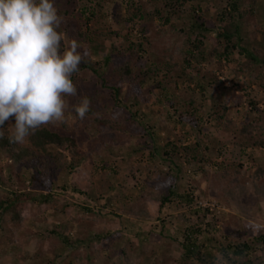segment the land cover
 <instances>
[{"label":"trees","instance_id":"16d2710c","mask_svg":"<svg viewBox=\"0 0 264 264\" xmlns=\"http://www.w3.org/2000/svg\"><path fill=\"white\" fill-rule=\"evenodd\" d=\"M80 1L78 9L86 18L85 28L75 19L65 18L68 12L62 7V0L54 3L64 22L69 20L62 23L59 31L69 33L68 36L75 34L88 53L80 71L72 76L78 94L66 99L71 106L86 96L91 101L90 111L80 120L70 107L66 122L41 127L23 145L9 142L8 123H14V118L0 129L4 133L0 137V157L4 156L9 163L6 179L0 172V231H5L3 221L9 223L10 219L16 226L23 218L33 217L34 206L43 214L52 201H57L61 205L54 213L66 216L73 210L82 211L81 216L70 219L88 234L73 238V223L66 220L54 225L43 240L39 239L40 252L30 258L29 264H99L97 260L101 264H142L141 258H130L120 235L129 232L128 228L133 230L132 224L139 226L141 221L159 222L163 230L175 223L176 234L172 237L158 233L163 247L172 243L171 250H162L161 256L148 259V264H214L216 253H222L229 264H264V229L253 223L261 215L253 212L262 213L264 206V163L251 160L247 187L240 177V159L223 157L219 148L221 160L213 162L210 141L204 146L198 142L185 145L181 141L161 144L141 112L155 96L154 102L165 101L166 113L176 116L178 122L200 128L202 115L207 111L209 122L219 126V140L228 135L239 156L249 149L264 150V119L246 120L238 125L226 119L229 101H240L237 90L264 88V0H119L112 13L121 27L117 31L104 28L100 21L104 18L108 23L102 10L113 0ZM202 5L213 7V14L204 11ZM258 16L260 23L250 35L249 20ZM154 25L157 29L151 34L148 29ZM234 55L240 58L238 72L243 83L239 87L237 73L231 81L230 99H226L222 93L226 84L211 73L200 75V67L213 60L219 65L228 64ZM180 87L181 92L189 93L184 103L169 94ZM196 93L202 97L198 104L194 99ZM205 99L208 106L203 111ZM138 126L144 129V135H130ZM120 135L139 138L144 145L145 138L149 139L155 144L156 155L167 164V172L154 165L155 154L149 157L154 165L149 167L143 161L128 162L129 155L124 153L123 165L129 174H119L115 169L117 159H112L110 165L107 158L111 159L109 152H113L114 158L120 157L113 150ZM107 138L111 143H105ZM217 142L218 139L213 144ZM208 166L216 169L215 183L207 186L209 195L233 213L225 226L214 215L213 208L195 207L196 198L201 199L204 194L199 185L197 194L192 187L178 190L184 168L192 169L191 175L200 174L201 180L209 183ZM105 170L110 173L107 176L114 177L110 186L103 175ZM16 182L24 188L22 191L12 189ZM98 182L99 186L103 182L111 193L103 192V187L98 190ZM120 190L134 195V201L128 203L123 196L114 201L110 195ZM111 202L118 205L119 213L108 208ZM255 226L258 228L254 233ZM140 232L134 233L140 237ZM175 251H179L178 259L173 256ZM256 253L260 260L253 259Z\"/></svg>","mask_w":264,"mask_h":264},{"label":"rangeland","instance_id":"374dc122","mask_svg":"<svg viewBox=\"0 0 264 264\" xmlns=\"http://www.w3.org/2000/svg\"><path fill=\"white\" fill-rule=\"evenodd\" d=\"M80 5H81L80 0H62V7L64 10L68 12L65 18L69 19L70 17L71 19H75L78 22V24L81 25V27L85 28L84 22L86 18L83 19V16L80 13V10L78 9ZM116 5H119V0H113L112 3L107 2L103 7L102 15L103 17L106 18V21H108V23H105L103 21L104 18L100 20L101 22L104 23L103 24L104 28L112 30V31L113 30L117 31L121 29V27L118 24H116L118 21V18L113 16L112 14L113 9ZM202 8L204 11L208 10L210 14H213L214 12L213 7L211 6L202 5ZM186 10H189V9H186ZM60 15L64 17L62 14ZM210 16H213V15H210ZM68 21L63 22L64 25ZM135 23H139V21L135 20ZM258 23H260V16L250 19L247 33L251 35V32H253V30L255 29ZM132 27H134V29L137 28L136 25H133ZM122 29H124V25L122 26ZM156 29H157V26L154 25V28L150 27L148 30H150L151 34H153V31H155ZM68 34L69 33H66V38L62 42V47L67 45L68 40L73 39V38L76 40L75 34L71 36H68ZM249 37L252 38L251 36ZM133 40L136 41L134 38ZM79 50L86 51L87 49H86V46L81 44V49ZM239 61H240L239 56L234 55V59L232 60V62L228 64L222 63L221 65H219L217 61L215 60L206 62L202 64L200 67V75L206 74V73H207L206 75H210L211 73L214 76H218L220 81L223 84L224 83L226 84V86H222V93L226 95V99H230V93L232 91L231 81L234 78H236L235 75L237 73H238L237 80L239 82L238 83L239 87H242L241 84L243 83V78L240 77L239 72H238L239 71L238 69ZM239 87L238 89H240ZM182 88L183 87H180L179 90L169 93L172 96H174L175 100H177V102L179 103H184L188 99L187 94L189 93L181 92ZM247 92H250L248 97L246 95ZM236 96L239 97L240 101L238 103L232 100L229 101L230 104H229V110L227 111L226 119H229L233 124H237V125L246 120L260 121L259 119H264V88L254 86L250 90H246L242 92L237 90ZM194 99L197 104L202 102V97L198 93L195 94ZM205 100L206 101L203 103L204 105L203 107H205L203 108V111L207 110V106H208V99H205ZM154 101H155V96L150 101L151 103L149 105H146L145 107L142 108L143 110L141 112L145 115L144 118H145L146 123L149 126L153 127L157 135V138L159 139L158 142L163 144V143H166L167 141H172V142L181 141L185 145H190V144H194L195 142H198L202 146H204L208 144L210 141L212 143L210 152L211 154H213L211 157V160L213 162L216 159L218 161L221 160V158L217 154V149L219 148L223 152V157H230V158L233 157L235 158V160H238V159L241 160L242 169L240 172V177L245 179V184L248 187L249 182L247 181V178L251 171L249 170V168L252 167V164H253V161L251 160H254L259 163H264V150L262 149L261 150L260 149L250 150L249 149V150H246V152L240 154L239 156V152L237 151V149H233L231 146L234 141L233 140L229 141L228 135L225 136L223 139L219 140L220 139L219 136L221 132L219 129H217L219 126L216 127V125H214L213 123L212 124L210 123L211 121L209 122L207 114H206L207 111H205V114L202 115L203 122L200 128H191L181 122H178L176 116L174 115L170 116V112H168V114L166 113L167 103L165 101L162 100L161 103H156ZM132 133L133 134H130V135L141 137L142 135H144V129L141 126H138L137 131L136 132L132 131ZM129 137L125 135L124 136L120 135L117 145H115L113 148L115 155L120 156V157L114 158V155H112L113 152L108 153V157L111 158V159L107 158L108 162H110L109 163L110 165H112L113 160L117 159L116 160L117 164H115V169L116 168L118 169L117 171L119 172V174L120 173L129 174V172L125 169L123 165L124 163L122 159L123 156L121 155L124 153H128L129 155L128 162L130 161V163L132 164H136L138 162L143 161V162H146V164L149 167L156 165L162 171L167 172V164L165 162L163 163V161L154 152L155 144H152L149 139L145 138L146 145H144L143 143L140 142L141 139L139 138L128 139ZM217 139H218V142L213 144V141L216 142ZM105 143L106 144L111 143L109 138L105 140ZM151 154H155V156L154 155L153 156L157 158L154 165L151 164V162L149 161V157ZM93 156L94 158H97V155L95 153L93 154ZM7 164H9L7 159L4 156H1L0 157V172L2 173L5 179L7 177L6 175L7 172L5 171ZM184 170H183L184 175H182L183 174L182 173L180 175L181 179H178V184H177L178 190L183 191L184 189H189V187H192L194 189V192H196L197 194V185H199L200 190L203 191L204 194L202 195L201 199L196 198L195 207L202 208L203 203H209L210 205L213 204L214 207L209 206L207 208H202V209L211 210V208H213L214 215L219 216V218H221V223H223L225 226V224L229 222L230 216L233 213L228 208L219 206L218 205L219 203L215 199H213V197L209 195V189L207 188V186L210 185V182L212 184L215 183V178H214L215 173L214 172L216 171V169L213 168L212 166L207 167V172L211 176L209 183L202 181L200 174L191 175L192 169L184 168ZM108 174H110L109 171L105 170L103 175H106L108 179V184L110 186L114 184L113 182L114 177L112 175L107 176ZM99 183L100 182L95 184V187H97L98 190L100 187H103L104 188L103 192L111 193L108 187H104L103 182L101 186L98 185ZM18 186H19V183L16 182V184L12 186V189L14 191L16 190L22 191L24 189L22 186H19V187ZM110 196L114 201H119L122 196L125 199L126 198L130 199V200L126 199L128 203L134 201V197H133L134 195L131 196V194H129L125 190H120V192L116 194L114 192ZM77 203L82 204L80 201H77ZM60 205L61 203L57 201H52L47 206L48 211H46L43 214H40L39 210L36 208V206H34L35 208H33L31 211V214L33 217L31 219L23 218L21 222L16 226L14 223H11L10 219H8L9 223L3 221L2 226L4 227L5 231H0V264H29L30 258L32 256L37 255L40 252V248L42 244L39 242V239L43 240L42 238L44 237V235L48 234L50 228H52L56 224L62 223L65 220L73 223V228L70 231V235L73 236V238L85 237L88 234V231L85 228H79L77 226L79 225V223L73 222L70 219L76 216L77 217L81 216L82 211L79 210L75 213L76 210H73L72 214L70 215L68 214L66 216L54 213V210L56 208H59ZM117 206H118L117 204L115 205L114 202H111L108 208L109 209L113 208L115 213H119L118 211L119 207ZM261 212L262 213H259L257 211L253 212V215L263 214V217L260 215L258 221L257 220L253 221V223H255L256 225L264 229V206H262ZM169 213L172 214L173 212L170 211ZM173 217H169V218L165 217L164 219L165 220L168 219L169 221H171L173 220ZM113 223L114 225H116L115 222ZM173 224L174 226L172 224H168L166 228L163 230L162 229L163 224L159 222L155 223L153 221V223H144L143 221H141L139 226L136 225V223L132 224V226L134 227L133 228L134 231L128 228L129 232H125V231L120 232L123 246L128 251L130 258L132 260H134L133 259L134 257L141 258L142 264H148V259L149 260L152 258L158 259V256L160 257L163 252L162 250L170 251L172 248V245H171L172 243L167 244V246L163 247L162 239L160 238V235L158 233L162 232L165 236L172 237L173 234H176L175 233V223ZM229 224L230 223H228V225ZM154 225H156L155 228L152 227ZM236 226H238V228L240 229L241 227L240 221L238 222L237 220ZM99 227L100 229L102 228L100 225ZM94 228L97 229L96 227ZM9 229L13 230L12 234L8 233ZM152 230H153V233H152ZM135 231L136 232L141 231L140 232L141 236L140 237L139 235L137 236V233H134ZM228 232H232V231H228ZM226 237H229V235H226ZM140 241L141 243L139 244ZM168 242H171V241L168 240ZM54 245H57V243H55ZM49 254L50 252H47L45 256ZM259 254L256 253L255 255H253V259L254 260L258 259ZM173 256L176 259H178L177 257L179 256V251H175ZM21 259L23 261H21ZM96 263L101 264L99 260H97ZM67 264H70V263H67Z\"/></svg>","mask_w":264,"mask_h":264},{"label":"clouds","instance_id":"9594fccd","mask_svg":"<svg viewBox=\"0 0 264 264\" xmlns=\"http://www.w3.org/2000/svg\"><path fill=\"white\" fill-rule=\"evenodd\" d=\"M63 22L54 0H0V129L14 118L10 143L23 145L41 127L66 122L70 107L80 120L90 111L88 97L71 106L66 99L78 94L72 76L88 53L74 38L62 47ZM214 264L229 260L216 253Z\"/></svg>","mask_w":264,"mask_h":264},{"label":"built area","instance_id":"2783aa9c","mask_svg":"<svg viewBox=\"0 0 264 264\" xmlns=\"http://www.w3.org/2000/svg\"><path fill=\"white\" fill-rule=\"evenodd\" d=\"M202 204V203H201ZM202 208H207V207H209V206H213L214 207V205L212 204V205H210L209 203H203L202 204Z\"/></svg>","mask_w":264,"mask_h":264}]
</instances>
